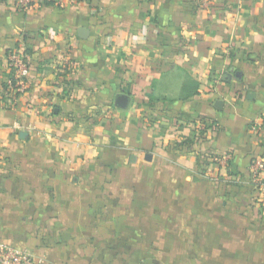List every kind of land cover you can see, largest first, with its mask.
<instances>
[{"label": "crops", "instance_id": "crops-1", "mask_svg": "<svg viewBox=\"0 0 264 264\" xmlns=\"http://www.w3.org/2000/svg\"><path fill=\"white\" fill-rule=\"evenodd\" d=\"M263 118L264 0H0V241L37 264H264Z\"/></svg>", "mask_w": 264, "mask_h": 264}, {"label": "built area", "instance_id": "built-area-1", "mask_svg": "<svg viewBox=\"0 0 264 264\" xmlns=\"http://www.w3.org/2000/svg\"><path fill=\"white\" fill-rule=\"evenodd\" d=\"M100 0H15V5L21 11L30 10L33 7L51 4L54 6L64 7L68 3L82 2L92 4ZM8 66L11 72L9 85L19 94H23L28 89V83L25 79V72L28 68V55L20 49H13L8 55ZM264 127V118L261 121H255L252 129L258 130ZM228 157H225L227 160ZM260 171H264V157L257 159L252 164V175L254 178L258 176ZM0 264H37L32 254L23 248H18L12 244L0 241Z\"/></svg>", "mask_w": 264, "mask_h": 264}, {"label": "trees", "instance_id": "trees-1", "mask_svg": "<svg viewBox=\"0 0 264 264\" xmlns=\"http://www.w3.org/2000/svg\"><path fill=\"white\" fill-rule=\"evenodd\" d=\"M15 48H19V46L17 45ZM12 50L8 51V55ZM26 53H28L27 50H24ZM7 87H9L7 84H4ZM199 91V83L198 82H188V83H184L182 88H181V92L180 95L177 99H181V100H187L190 97L194 96L195 94H197ZM16 94H19V92H17ZM153 98V97H152ZM209 127V125H208Z\"/></svg>", "mask_w": 264, "mask_h": 264}, {"label": "water", "instance_id": "water-1", "mask_svg": "<svg viewBox=\"0 0 264 264\" xmlns=\"http://www.w3.org/2000/svg\"><path fill=\"white\" fill-rule=\"evenodd\" d=\"M232 75V74H231ZM129 103V98L127 95L121 94L117 97L116 100V104L121 107V108H126L128 106ZM220 103H223V101L219 100L217 102V105H219ZM22 137H24L26 135V132H21L20 133Z\"/></svg>", "mask_w": 264, "mask_h": 264}]
</instances>
